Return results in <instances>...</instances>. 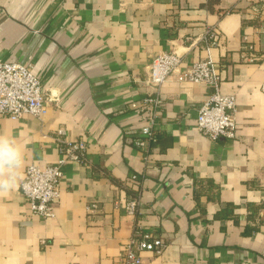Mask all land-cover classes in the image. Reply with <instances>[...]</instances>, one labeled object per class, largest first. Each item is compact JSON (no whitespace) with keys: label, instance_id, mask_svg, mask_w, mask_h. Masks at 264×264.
<instances>
[{"label":"crops","instance_id":"obj_1","mask_svg":"<svg viewBox=\"0 0 264 264\" xmlns=\"http://www.w3.org/2000/svg\"><path fill=\"white\" fill-rule=\"evenodd\" d=\"M262 25L264 0H0V59L30 63L53 98L41 118L0 115V132L25 145L22 176L63 157L60 140L86 142L62 167L52 217L32 213L20 188L0 196V264H122L136 228L165 242L140 264H264ZM169 51L181 70L213 58L221 92L235 95V137L197 128L207 84L148 81ZM155 96V115L130 106Z\"/></svg>","mask_w":264,"mask_h":264},{"label":"built area","instance_id":"obj_2","mask_svg":"<svg viewBox=\"0 0 264 264\" xmlns=\"http://www.w3.org/2000/svg\"><path fill=\"white\" fill-rule=\"evenodd\" d=\"M209 32V45L216 43V34ZM264 32V25L261 27ZM207 37V36H206ZM181 56L174 51L161 52L154 56L148 64V81L160 86L170 77L178 80L203 82L210 88L208 97L202 102L196 114V126L207 137L233 138L236 136V120L234 116L235 95L223 93L220 90V74L217 71L212 57L194 61L189 67L180 69ZM53 99L47 88L34 75L30 63H21L14 60L0 59V115L12 119L24 115L41 118L45 113L49 100ZM149 103L153 107V115L162 103L160 97H146L142 103H131L133 108H144ZM139 106V107H138ZM139 118L144 119L139 113ZM61 132V131H59ZM148 138L152 137L151 126L144 129ZM63 157L53 163L39 164L32 162L23 172L20 192L32 213L41 218H50L54 215L55 200L60 195V180L63 174L62 167L67 160L81 159L86 142L83 138L77 140H60ZM136 145H144L145 140L135 139ZM138 177L130 174L127 184H136ZM89 212L98 209L96 202L87 206ZM127 213L135 214L138 210V199L129 198L124 202ZM165 242L159 233L136 228L134 233L122 245L119 259L122 264H140L141 252L146 250L153 253L162 251Z\"/></svg>","mask_w":264,"mask_h":264},{"label":"clouds","instance_id":"obj_3","mask_svg":"<svg viewBox=\"0 0 264 264\" xmlns=\"http://www.w3.org/2000/svg\"><path fill=\"white\" fill-rule=\"evenodd\" d=\"M25 164V145L8 132H0V196L21 186Z\"/></svg>","mask_w":264,"mask_h":264},{"label":"trees","instance_id":"obj_4","mask_svg":"<svg viewBox=\"0 0 264 264\" xmlns=\"http://www.w3.org/2000/svg\"><path fill=\"white\" fill-rule=\"evenodd\" d=\"M152 139V138H151Z\"/></svg>","mask_w":264,"mask_h":264}]
</instances>
